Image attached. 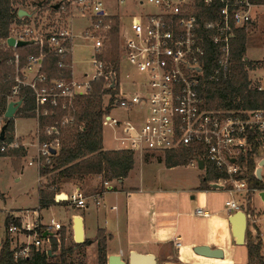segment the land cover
<instances>
[{
	"label": "built area",
	"instance_id": "1",
	"mask_svg": "<svg viewBox=\"0 0 264 264\" xmlns=\"http://www.w3.org/2000/svg\"><path fill=\"white\" fill-rule=\"evenodd\" d=\"M133 1L138 7L146 2L157 8V12L145 16L127 15V19L118 12L112 14L107 11L109 6L118 8L125 0H11L16 19L10 24L9 36L1 42L4 50L11 52L10 62L14 68L15 85L7 102L19 100L20 86L27 87L33 94L35 119L38 120L42 115H50L53 110H67L77 97L88 94L92 81L103 78V88L111 90L113 94L104 95L108 98L106 107L109 112L103 116L102 126L121 131L119 141L124 150L164 156L189 148L194 157L188 166L197 168L196 160L203 161L204 170L207 168L206 162L212 165L221 177L210 186H221L246 203L248 196L256 190L250 189L243 177L245 169L241 166V158L250 150V134L257 136L259 149L264 152V110L231 111L210 107L202 92L205 81L202 43L207 37L218 47L221 55L217 60L216 72L221 68L226 71L232 33L249 25L256 5L251 0ZM216 1L219 3L217 19L200 22L195 14L197 7H211ZM19 10L27 15L19 17ZM113 19L117 20L115 67L106 65L99 58L105 42L98 33L109 32ZM9 38L14 39L15 43L26 42V46L36 48L37 53L26 55L21 65L20 47L9 46ZM76 39L88 42L87 46L91 49L88 60L91 74L90 69L83 73L82 81L73 75ZM48 55L58 58L56 77H49L43 70ZM123 63L135 69L142 79V88L136 91L122 90ZM66 69L69 76L64 73ZM254 87L264 94V85L256 83ZM5 110L0 112V130L6 120ZM114 110L126 112L131 117L120 120L110 114ZM242 112L246 114L245 118L237 116ZM69 122L72 119L65 116L60 125ZM44 133L52 138L41 142L39 129L35 130L36 154L27 162L28 166L36 165L38 170L50 165L52 150L56 153L60 148L56 124L45 127ZM4 140L0 151L20 147L13 140ZM231 159L234 161L231 162ZM107 185V182L103 183L104 187ZM101 196L102 192L84 196L77 188L60 202H69L76 208H87L89 202L99 205ZM226 207L240 211L233 199L226 202ZM33 213L37 215V212ZM195 214L209 216L201 209H197ZM45 228L34 223H10L5 232L13 259L27 257L32 249L48 254L52 238L59 247L60 238L56 232L62 226L52 223V230ZM251 230L255 232L252 227ZM15 235H19V238H15Z\"/></svg>",
	"mask_w": 264,
	"mask_h": 264
},
{
	"label": "trees",
	"instance_id": "2",
	"mask_svg": "<svg viewBox=\"0 0 264 264\" xmlns=\"http://www.w3.org/2000/svg\"><path fill=\"white\" fill-rule=\"evenodd\" d=\"M254 5H264V0H251ZM219 3L216 1L211 7H197L196 16L200 22L217 19ZM16 19V13L11 8V0H0V112L4 111L8 102L14 82V68L10 62L11 52L4 50L1 42L9 36L10 24ZM112 36L114 45L117 42V20L113 19ZM246 28L235 29L230 38L229 66L226 71L222 68L217 72V60L220 58L218 47L204 37L202 43L205 55L203 57L204 88L202 92L212 108H223L231 111H256L264 110V94L257 91L248 80V70L253 69V62L245 60L246 53ZM117 46V44H116ZM117 49V47H116ZM21 65L28 54H36L34 47H20ZM106 59V58H105ZM58 58L48 55L43 64V70L49 77H56ZM113 67L117 66V59L111 60ZM69 76V70L64 71ZM214 77V78H211ZM103 78H98L90 83L87 95L77 97L67 110H53L50 115L38 118V129L41 132L40 141H48L44 133L47 126L54 124L58 127L60 148L51 157L50 165H45L39 172L41 178H45V184L38 189L39 208L44 209L55 203L53 191H59L61 185L66 182L82 183L90 176L99 175L102 181L122 180L128 176L135 163L134 152L129 150H104L102 146V118L108 114L109 108L103 107V96L113 94L111 90L104 89ZM19 100L21 106L15 113L16 118H35L34 97L30 89L20 86ZM215 103V104H214ZM68 116L72 122L61 126L62 118ZM238 117L245 118L246 114L238 113ZM5 142H11L14 132V120H5ZM250 150L241 158V166L244 167V178L250 189L263 190V182L258 180L255 171V157L258 153L260 142L255 134L248 137ZM2 143L0 142V148ZM25 156L22 147L0 151V157H12L13 166L19 170L17 158ZM191 149H181L167 153L164 164L167 168L176 166H188L193 159ZM51 175V176H48ZM221 174L212 165H207L206 174L200 179V190L209 188V183L217 180ZM249 199H247L248 204ZM11 218H6L4 225L11 223ZM19 225V220H14ZM63 240V238H62ZM247 261L246 264H264V256L261 254L262 244L260 234L257 232L253 238L248 231L246 239ZM97 243V264H107L106 235L103 230L98 231L95 240ZM89 243L85 240L82 244H74L73 247L85 246ZM73 248H61L59 263L48 262L56 253V243L53 242L51 254L39 253L32 249L27 257L13 259L10 251L8 236L1 241L0 264H67L66 257L72 253Z\"/></svg>",
	"mask_w": 264,
	"mask_h": 264
},
{
	"label": "crops",
	"instance_id": "3",
	"mask_svg": "<svg viewBox=\"0 0 264 264\" xmlns=\"http://www.w3.org/2000/svg\"><path fill=\"white\" fill-rule=\"evenodd\" d=\"M246 59L251 62L264 60V58L251 59L248 55ZM85 72L83 71L79 75L82 76ZM260 72L262 73V71ZM252 73L257 75V69H253ZM76 74L73 59V75L75 78ZM261 78L262 80H257V83L264 85V76H261ZM13 120L15 130V116ZM28 120H34L36 127L38 126V120L35 118H29ZM14 136L18 139H24V137L17 136L15 132ZM102 146L104 150H124L119 140L113 146H106L103 139V132ZM30 151H32V154L36 153L32 149L29 150V157L31 155ZM5 158L9 159L7 157ZM260 163H262L260 176L264 188V152L261 150L258 151L255 157L256 168H258ZM136 164L137 159H135L133 169ZM149 165L165 166L162 161ZM177 167L181 166L166 168L171 170ZM133 169L122 180L102 181L101 176L94 175L86 178L82 182L85 183L84 187L86 189L92 188L95 190V195L102 192V196L100 204L95 205L94 208H90L89 206L87 208L75 207L78 209L77 211H70L68 231L72 234L73 240V220L76 216H79L82 219L84 241H89L85 247L97 248V243H91V241L95 240L98 231L103 230L106 235L107 257L109 255H120L122 260H124L123 257L129 256L131 252H134L154 256L156 264H199L205 262L197 259L196 257L198 255L194 254L192 249L195 246H208L210 248L222 249L224 252L223 260H232V258L234 259L232 252L238 247L244 249L246 254L247 250L245 246L246 237L242 245H237L232 236L231 225L228 219L236 211L229 210L226 207V202L231 199L236 202L240 211L246 215V230L249 226L250 233L252 232L251 227L259 234H261V230H264V211L258 210L255 207L253 198L254 194L258 193V199L264 202V198L261 197L264 189L251 193L247 204V202L244 203L241 197L230 194L221 186L220 188L210 186L214 181L209 183L208 189L200 190V179L202 176H205L206 170L196 168L200 172L197 180L193 183V187L188 190L193 191V194L190 195L191 193L186 192V189L175 191L162 188L156 189V186L152 183L146 185L140 183L136 186L135 183L130 181V173ZM37 172L40 180L41 177L38 168ZM104 182L108 184L106 187L103 186ZM98 187L99 189H96ZM77 188L81 190L77 186H74L73 190ZM63 198L62 200L65 199ZM58 203L60 204V201ZM197 209L207 212L209 216L202 217L196 215L195 211ZM38 210L40 211L41 209L39 208ZM52 223L59 222L52 220ZM52 223L47 225L43 222L42 218L40 226L46 227L45 230L49 227L50 230ZM260 241L262 244L261 235ZM176 243H179L178 247ZM261 254L264 256L263 244Z\"/></svg>",
	"mask_w": 264,
	"mask_h": 264
},
{
	"label": "rangeland",
	"instance_id": "4",
	"mask_svg": "<svg viewBox=\"0 0 264 264\" xmlns=\"http://www.w3.org/2000/svg\"><path fill=\"white\" fill-rule=\"evenodd\" d=\"M169 1L176 2L177 0ZM107 11L112 14L118 12L120 16L124 18L127 17V15L145 16L153 14L157 12V8L153 7L152 5H148L146 2H144V5L142 7H138L135 5V2L133 0H125V3L123 5H120L118 8L109 6ZM252 13L253 20L249 23L248 26H246L245 31L247 47V54L245 53V57L248 55V57L251 59H261L264 58V5H257V7L253 8ZM128 18L129 17H127V19ZM113 23L114 21L112 20L111 30L109 32L98 33L105 42V48L103 49L99 58L106 65H111V60H114V58L117 59V42L114 45V38L111 33ZM87 45H89L88 42L84 43L81 40L76 39L73 59L75 70L77 73L76 78L80 81H82V79L79 74H81L83 71L87 72L90 69L89 74H91V66H89L88 62L91 55V49ZM252 68L254 70L257 69V75L253 74L252 71L247 72L248 80L252 85H254L257 83V80H262L261 76H264V60L257 62L253 61ZM260 71H262V73ZM141 83L142 79L135 71V69L128 64L123 63V65L121 66L122 90L136 91L142 88ZM107 100L108 98L106 96H103V107H106ZM110 114L120 120H127L129 119V117H131L130 114L118 110H114ZM35 130H38V126L36 127V123L34 122V120L16 118L14 132L17 136L24 137V139L15 138L13 132L12 140L20 147L23 146V151L26 154L24 157L16 159L18 165L20 166L19 170H17L13 166L11 162L12 157H7L10 160L6 159L5 157H0V245L1 241H3L4 238L8 236L5 232L6 226L4 225V221L6 220V218H9V220L11 218H13L14 220L18 219L20 224L22 222L34 223L37 226L41 224V219L43 218V222L47 225L51 224L53 220L59 222L62 226H64L60 231L56 232V234L59 235L60 238L59 247L58 243L55 242V239H51V247L50 249H48V253L51 254L53 242L56 243V253L55 256L52 257V259H48V262L59 263V254L61 248H73L72 253L68 254L66 257L67 264H97V248L85 246H82L81 248L73 247L76 243L73 240L72 234L70 233V231H68V224L70 221L69 213L70 211L78 210L73 204L65 201L60 202V204L58 202H55L52 203L48 208L41 209L40 211L38 210V186L40 187L41 185L45 184L46 179L41 178L39 180L36 165H27L28 160L32 159L36 154H32V151H30L31 155L29 157V150L32 149L34 150V152H36V148L34 146L36 140L33 135ZM39 133L41 134L40 130ZM120 137L121 131L119 129H114L109 126L103 127V139L106 146L110 147L115 145ZM134 157L135 159H137V164L133 171L130 173V181L135 183L136 186H138L140 183H143L145 185L152 183L156 186V189L162 188L170 191L186 189V192L191 193L190 195L193 194L192 190H188L193 187V183L195 182V180H197V177L199 175L200 171L196 168L181 166L168 170L163 165H149L158 163L160 161L164 162L165 157L161 154L135 152ZM207 165L208 163L206 162V166ZM74 186L80 187L84 196H92L95 194V190H93L92 188L86 189L84 187L85 183L66 182L61 185L59 191H53L54 201L56 199V196L60 194H63L66 199L64 193H66V195L70 194L73 191ZM96 189H99V187ZM253 198L255 207L258 210L264 211V202L258 199L259 194L255 193ZM89 207L94 208L95 205L92 202H89ZM33 212H37V215H35ZM14 220H11L12 224H15ZM249 227L246 230V239L248 231L250 229ZM50 230L52 229L50 228ZM251 233L252 237L255 238L256 231ZM260 235L264 252V230H261ZM15 238H19V235H15ZM232 253V256L234 255V259L232 258V260L206 259V261L204 262L210 264H246L247 254L244 249L238 247ZM123 259L125 262H127L128 256L123 257Z\"/></svg>",
	"mask_w": 264,
	"mask_h": 264
},
{
	"label": "water",
	"instance_id": "5",
	"mask_svg": "<svg viewBox=\"0 0 264 264\" xmlns=\"http://www.w3.org/2000/svg\"><path fill=\"white\" fill-rule=\"evenodd\" d=\"M27 15L25 11L19 10L18 16L23 17ZM7 44L9 46H16V47H24L26 46V42H17L15 43L14 39L9 38L7 40ZM245 60H247L245 58ZM21 105V100L17 101H11L7 104L6 110L4 112V118L6 120L13 119L15 116V113L17 109ZM5 129L6 125L4 124L0 130V142H2L5 138ZM54 154V150L51 152ZM234 160L231 159V162ZM197 168L199 170H204V163L202 160H196ZM262 166V163L258 165V168L255 170V177L258 180H261L260 176V168ZM213 188H220L218 185H213ZM64 197L62 194L57 195L55 202L63 201L61 198ZM261 197L264 198V193H261ZM230 225H231V232L232 236L235 239V242L237 245H242L245 242V234H246V228H247V218L244 212L237 211L228 219ZM73 234H74V242L76 244H82L84 242L83 237V226H82V219L79 216H76L73 220ZM45 237V234H44ZM193 253L204 257L206 259H218L221 260L224 258V252L220 248H210L208 246H195L193 249ZM107 264H156V261L154 259V256L152 255H144V254H137L134 252H131L128 256L127 262L122 260L120 255H109L107 257Z\"/></svg>",
	"mask_w": 264,
	"mask_h": 264
},
{
	"label": "bare ground",
	"instance_id": "6",
	"mask_svg": "<svg viewBox=\"0 0 264 264\" xmlns=\"http://www.w3.org/2000/svg\"><path fill=\"white\" fill-rule=\"evenodd\" d=\"M62 195H63V194H62ZM64 198H65V197H64ZM61 199H62V198H61ZM196 258L199 259V260H202V262H203V261H206V258L201 257V256H197Z\"/></svg>",
	"mask_w": 264,
	"mask_h": 264
}]
</instances>
